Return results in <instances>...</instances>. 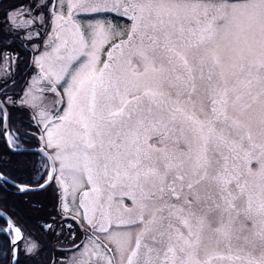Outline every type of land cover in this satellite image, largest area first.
I'll return each instance as SVG.
<instances>
[{"label": "snow or ice", "instance_id": "obj_1", "mask_svg": "<svg viewBox=\"0 0 264 264\" xmlns=\"http://www.w3.org/2000/svg\"><path fill=\"white\" fill-rule=\"evenodd\" d=\"M0 264H264V0H0Z\"/></svg>", "mask_w": 264, "mask_h": 264}]
</instances>
